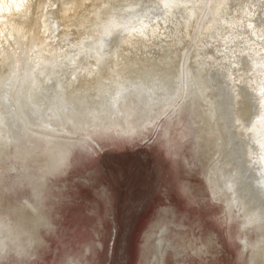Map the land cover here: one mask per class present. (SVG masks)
<instances>
[{
  "label": "bare ground",
  "instance_id": "obj_1",
  "mask_svg": "<svg viewBox=\"0 0 264 264\" xmlns=\"http://www.w3.org/2000/svg\"><path fill=\"white\" fill-rule=\"evenodd\" d=\"M225 21L236 42L214 52L234 54L236 87L219 81L206 60L214 56L212 48L205 52V39L215 38ZM262 58L264 0H0V168L4 178H25L32 192L13 212L0 196V258H35L42 229L53 226L43 200L60 158L54 149L73 154L82 145L101 148L97 139L135 140L159 128L171 148L194 137L212 194L255 234L244 241L248 264H264ZM187 107L190 134L178 121ZM229 174L238 180L233 188ZM176 220L153 223L144 264H188L208 254L215 235L205 231L203 242ZM79 254H69L65 264H78Z\"/></svg>",
  "mask_w": 264,
  "mask_h": 264
},
{
  "label": "rangeland",
  "instance_id": "obj_2",
  "mask_svg": "<svg viewBox=\"0 0 264 264\" xmlns=\"http://www.w3.org/2000/svg\"><path fill=\"white\" fill-rule=\"evenodd\" d=\"M227 24L225 21L223 26L217 27L220 32H215V38L206 37L205 52L210 55L212 48L214 56H208L206 60L219 81L226 80L228 86L236 87V83L231 84L234 54L217 56L214 52L218 46L236 42L235 29ZM262 63L264 73V58ZM172 92L165 93L170 95ZM254 93L256 95V91ZM252 96L253 103L251 99L250 102L255 110L257 100L253 92ZM178 121L182 124L181 129L186 125V132L190 134L194 120L188 107L180 112ZM155 129L135 140L122 137L97 139L101 148L94 146L90 155L81 148L75 149L72 157L76 159V165L60 174H50L47 179L43 202L48 206L53 226L42 229L45 241L37 248V256L30 260L13 256L0 258V264H65L71 253H80L78 264H144L149 253L144 255L147 233L161 217L183 221L190 228L189 234L203 242L200 236L204 233L215 235V241L203 259L197 257L186 263L248 264L250 249L244 241L245 237L252 240L255 234L250 229H243L242 217L238 213H229L225 202L212 194L204 167L196 157L194 137L184 139L182 147L171 148L166 145L161 131L155 132L159 128ZM4 173L0 168V196L4 208L13 212L16 205L31 196V185L22 176L4 178ZM93 177L100 181L103 194L92 188L90 178ZM19 179H24L25 183L18 184ZM3 180L8 187L3 185ZM228 181L230 188L238 184L232 174ZM10 216L13 218V213ZM83 239L86 243L73 251V246ZM87 245L91 246V251L82 253ZM150 256L157 258V252Z\"/></svg>",
  "mask_w": 264,
  "mask_h": 264
},
{
  "label": "snow or ice",
  "instance_id": "obj_3",
  "mask_svg": "<svg viewBox=\"0 0 264 264\" xmlns=\"http://www.w3.org/2000/svg\"><path fill=\"white\" fill-rule=\"evenodd\" d=\"M94 147V146H93ZM54 151H59L60 152V158L57 161V166H56V173L60 174L64 170L69 169L71 167H74L77 163L76 159L72 157V154L70 152L64 151L63 149H54ZM81 151L84 152L87 155L91 154V149L88 148L87 145H82L81 146ZM82 162V161H81ZM92 181V187H95L98 192L103 194V190L101 188V183L99 180L96 178H90ZM69 264H75L74 261H69Z\"/></svg>",
  "mask_w": 264,
  "mask_h": 264
},
{
  "label": "water",
  "instance_id": "obj_4",
  "mask_svg": "<svg viewBox=\"0 0 264 264\" xmlns=\"http://www.w3.org/2000/svg\"><path fill=\"white\" fill-rule=\"evenodd\" d=\"M259 167H260V175L258 176V181H260V186L262 187V189L264 190V166L262 163H259Z\"/></svg>",
  "mask_w": 264,
  "mask_h": 264
},
{
  "label": "flooded vegetation",
  "instance_id": "obj_5",
  "mask_svg": "<svg viewBox=\"0 0 264 264\" xmlns=\"http://www.w3.org/2000/svg\"><path fill=\"white\" fill-rule=\"evenodd\" d=\"M153 225V224H152ZM153 227V226H152ZM169 227H170V224H169ZM150 233V232H149ZM149 233H147V235L149 234ZM147 237V236H146ZM161 237L162 236H157L156 238H157V241H156V243L159 245L160 243H161ZM186 241L184 240V242L183 243H185ZM184 263V262H183Z\"/></svg>",
  "mask_w": 264,
  "mask_h": 264
}]
</instances>
